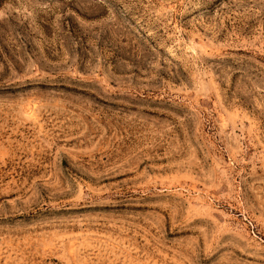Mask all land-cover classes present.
<instances>
[{"label": "rangeland", "instance_id": "1", "mask_svg": "<svg viewBox=\"0 0 264 264\" xmlns=\"http://www.w3.org/2000/svg\"><path fill=\"white\" fill-rule=\"evenodd\" d=\"M0 264H264V0H0Z\"/></svg>", "mask_w": 264, "mask_h": 264}]
</instances>
